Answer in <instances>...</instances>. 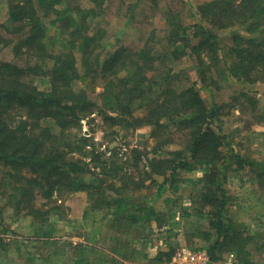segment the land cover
<instances>
[{"label":"rangeland","instance_id":"obj_1","mask_svg":"<svg viewBox=\"0 0 264 264\" xmlns=\"http://www.w3.org/2000/svg\"><path fill=\"white\" fill-rule=\"evenodd\" d=\"M205 1L208 0H104L98 6L89 0H46L47 5L36 6L48 27L46 48L63 59L72 51L80 75L87 71L84 61L96 65L97 61L101 63L120 50L132 64L144 49L150 48L159 59L154 63L156 69H148L144 78L156 77L157 80L153 88L133 101L132 115L117 110L111 102L127 69L113 68L106 78L99 72H88L87 76L76 80L75 85L84 88L97 106L81 114L78 123L69 127L76 138L84 140L79 142L81 149L75 148L65 157L86 163L88 170L82 174L84 182L101 187L97 189L100 193L86 187L56 193L50 199L36 196L35 205L41 210L58 206V216H64L51 230L52 238L43 237L41 232L46 225L41 228L35 224L26 214L27 208L16 203L17 197L10 191L12 185L5 178L6 169L0 165V264H41V259L56 264L62 260L60 252L63 251L66 258H71L64 264H77L75 257L80 253L92 255L93 259L94 255L95 259L101 256L102 264H120L117 258L107 256V249L112 247L108 233L115 226L119 230L126 224L137 230L136 238L133 235L136 250L146 253L153 250L154 257L159 250L196 249L213 242L216 234L209 226L208 207L199 198L201 177L208 166L196 161L190 169L179 168L170 181H163L162 175L151 172L150 161L171 157L169 152L181 147L183 136L174 128H164L160 137L152 136L151 125L137 126L133 120L145 114L150 97L164 86L179 91L192 83L207 106L215 110L213 128L224 136L222 151L227 155L235 152L249 161L237 167L230 157L221 173L228 194L225 218L242 224L244 234L250 239L243 245V251L224 249V255L217 260L233 252L241 264L245 263L243 258L264 264V71H251L242 76L228 71L233 58L229 50L233 35L245 32L236 27H212L200 13L199 5ZM8 7L9 0H0V36L6 42L0 50V61L21 66L38 63L30 61L25 54L17 56L13 51L12 47L25 31H19L20 24L8 16ZM171 12L189 27L184 48L164 39L168 36L167 17ZM197 22L212 30V37L216 38L212 46L201 45L202 33L193 34L192 26ZM22 50L25 52L24 48ZM200 60L202 66L198 64ZM54 61L47 60L42 64V71H32L27 80L39 90L51 88L53 80L48 70L55 65ZM196 68L200 69V74ZM16 113L24 114L12 108L11 116ZM39 122L50 124L51 120ZM161 138L170 141L157 145ZM137 154L141 155L139 159ZM124 198L129 200L128 207L119 215V220L112 223L118 201ZM70 199L73 200L71 206L64 204ZM103 200L108 203H102ZM137 207L145 210L134 212ZM68 215L70 223L64 222ZM208 233L210 240L207 241ZM165 239H171L170 243L164 245ZM48 241H52L54 251L38 248V244L42 247L46 244L42 242ZM64 242H70L72 249L67 244L65 250L62 249ZM83 243L91 248L85 250ZM146 253L138 256L147 259L143 257Z\"/></svg>","mask_w":264,"mask_h":264},{"label":"trees","instance_id":"obj_2","mask_svg":"<svg viewBox=\"0 0 264 264\" xmlns=\"http://www.w3.org/2000/svg\"><path fill=\"white\" fill-rule=\"evenodd\" d=\"M89 1L99 6L104 0ZM45 3L46 0H9L8 7V16L20 24L19 31H25V35L12 47L13 51L17 56L25 54L30 61L39 62L21 66L0 61V165L6 169L5 178L12 185L10 191L17 197L16 203L27 208L26 214L41 228L45 227L43 225L49 226V216L57 213L59 208L54 206L41 210L35 205L36 196L50 199L56 193L60 195L61 192H74L86 187L96 191L101 187L84 182L82 174L88 170L86 163L65 157L75 148L81 149L79 142L84 140L76 138L68 130L69 127L78 123L81 114L89 113L97 106L84 88L75 85L78 77L87 76L88 72H99L105 77L113 68L127 69V74L121 78L112 94L111 102L117 110L132 115L133 101L153 88L157 80L156 77L149 80L144 77L148 69H156L154 63L159 59V55L148 48L130 64L122 51L116 50L103 62L97 61L96 65L84 61L83 66L87 71L80 75L72 51H68L63 59L46 48L48 27L36 8L47 5ZM199 9L201 16L212 27H236L245 32L233 35L229 49L233 58L227 66L231 74L242 76L251 71H264V0H208L199 5ZM173 14L167 17L169 32L164 39L184 48L189 38V27L182 23L181 17ZM192 28L193 34H203L201 45L208 43L212 46L216 41L212 37V30L202 22L193 24ZM87 38L91 40V37ZM4 41L0 36V50L6 43ZM49 59L55 60V65L48 70L53 83L48 90H39L26 77L36 69L42 71V64ZM60 60L62 62L58 65ZM198 64L202 66V60ZM196 69L200 74V69ZM161 89L150 97L145 114L133 120L137 126L151 125L152 136L160 137L164 128H174L182 134L183 140L180 148L169 152L171 157L153 158L150 161L151 172L162 175L163 181H170L177 169H190L193 162L200 161L208 166L201 177L203 184L199 198L208 207L209 226L215 231L216 238L202 248L206 249L212 260L220 259L224 249L243 251V245L249 242L250 236L244 234L242 224L225 218L228 194L221 172L230 157L234 158L237 167L249 161L235 152L227 155L222 151L224 136L213 128L215 110L207 106L195 83L179 91L168 85ZM12 108H18L24 114L16 113L12 117ZM41 119L51 122L41 124ZM169 141V138H161L157 145ZM136 156L138 159L141 157L140 154ZM97 193L100 191L97 190ZM128 202L125 198L118 201L114 221L123 215ZM102 203L108 202L103 200ZM137 210L145 209L137 207L133 211ZM48 232L50 230L46 226L41 233L46 235ZM206 235V240H210V234ZM170 240L167 239L166 243H170ZM173 251L159 250L153 260L168 262L176 252ZM243 259L244 264H254L250 259Z\"/></svg>","mask_w":264,"mask_h":264},{"label":"crops","instance_id":"obj_3","mask_svg":"<svg viewBox=\"0 0 264 264\" xmlns=\"http://www.w3.org/2000/svg\"><path fill=\"white\" fill-rule=\"evenodd\" d=\"M72 199L68 200V201H65L64 204H67V205H72ZM53 213V212H52ZM58 213V212H57ZM57 213H53L49 216V220H48V225H46L49 230H50V233L48 232V234L46 235H43V237H46V238H52L53 235L51 233V230H54V227L56 225V222L64 219V216L61 217V216H58ZM58 216V217H57ZM70 215H68L67 217L65 216V220L64 222H67V223H70L69 220ZM56 217V218H54ZM51 219V220H50ZM114 222V220L112 221V223ZM123 227H126L125 231L123 230ZM123 227L121 229L118 230V228L115 226L114 228H112L111 232L108 233V236H109V239L112 240L111 242V248L107 249L109 255H107L108 257H112V258H117V260L120 261V264L123 262L125 264H168V262H164V261H154L153 258H154V255L152 253H155V251L153 250H149L150 252L146 253L144 250H140V251H137L136 249V243L135 241H133L136 236L134 235V232L137 233V230H134V228H131L129 225H123ZM135 238H134V236ZM43 237H40V238H43ZM51 242L52 241H48V242H42V243H46L44 246L40 247L39 244H38V248H45L46 250L48 249V252L50 250L54 251V247L53 245H51ZM41 243V242H40ZM48 243V244H47ZM87 243V242H86ZM86 243H83L81 244L83 246V248H85V250H88V248L90 249L91 247H87L85 244ZM164 245H166V239L163 241ZM65 244H67L68 248H71L72 245L70 244V242H64L63 244H61L62 246V249L64 248L65 250ZM97 244V242H96ZM163 245V246H164ZM36 247V246H35ZM72 249V248H71ZM154 249V248H152ZM82 250V249H81ZM102 250V249H100ZM139 250V249H138ZM135 251V252H133ZM61 253V256L63 257L62 260L60 258L61 261H57L56 264H64L65 263V260H69V258H66V254H65V251L63 252H60ZM140 253H143L145 254L146 253V256L143 255L144 258L147 257V259H142L141 256H138V254ZM131 256V257H130ZM93 256H87V255H83V253H80V255H78V257L76 256L75 257V262L77 264H102L101 262V256H99V259H95V255H94V259L92 258ZM46 260L48 261V259L46 258ZM94 260V261H93ZM103 260V259H102ZM116 260V259H115ZM42 263L41 264H50V261H48L47 263L45 261H43L41 259ZM71 261V258L70 260ZM52 262V261H51ZM53 264H55L54 262H52ZM70 263V262H69Z\"/></svg>","mask_w":264,"mask_h":264},{"label":"built area","instance_id":"obj_4","mask_svg":"<svg viewBox=\"0 0 264 264\" xmlns=\"http://www.w3.org/2000/svg\"><path fill=\"white\" fill-rule=\"evenodd\" d=\"M125 264V263H122ZM169 264H241L233 252H229L221 260H212L204 248H179L171 257Z\"/></svg>","mask_w":264,"mask_h":264}]
</instances>
